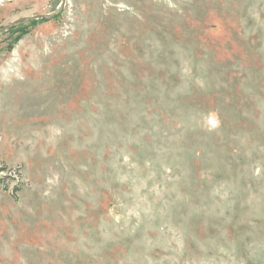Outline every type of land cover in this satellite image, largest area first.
I'll return each instance as SVG.
<instances>
[{
  "label": "rangeland",
  "instance_id": "374dc122",
  "mask_svg": "<svg viewBox=\"0 0 264 264\" xmlns=\"http://www.w3.org/2000/svg\"><path fill=\"white\" fill-rule=\"evenodd\" d=\"M25 20L0 264H264V0H0Z\"/></svg>",
  "mask_w": 264,
  "mask_h": 264
},
{
  "label": "water",
  "instance_id": "95a60500",
  "mask_svg": "<svg viewBox=\"0 0 264 264\" xmlns=\"http://www.w3.org/2000/svg\"><path fill=\"white\" fill-rule=\"evenodd\" d=\"M58 11H59V10H57L56 12H54L52 15H48V16H36V19L39 18V17H40V18H43V19H50V18H52L53 16L57 15V14H58ZM29 21H30V20H25V21L20 22V23H15V24L9 25V26H7V27H5V28L0 29V33H1V32H6V31H8L9 29H11V28H13V27H18V26H20V24H27Z\"/></svg>",
  "mask_w": 264,
  "mask_h": 264
},
{
  "label": "trees",
  "instance_id": "16d2710c",
  "mask_svg": "<svg viewBox=\"0 0 264 264\" xmlns=\"http://www.w3.org/2000/svg\"><path fill=\"white\" fill-rule=\"evenodd\" d=\"M0 171H1V172H4V171H5V169H4V168H2Z\"/></svg>",
  "mask_w": 264,
  "mask_h": 264
}]
</instances>
